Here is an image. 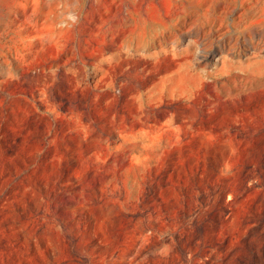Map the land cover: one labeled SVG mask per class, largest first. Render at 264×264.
<instances>
[{"label":"rangeland","instance_id":"374dc122","mask_svg":"<svg viewBox=\"0 0 264 264\" xmlns=\"http://www.w3.org/2000/svg\"><path fill=\"white\" fill-rule=\"evenodd\" d=\"M0 264H264V0H0Z\"/></svg>","mask_w":264,"mask_h":264}]
</instances>
